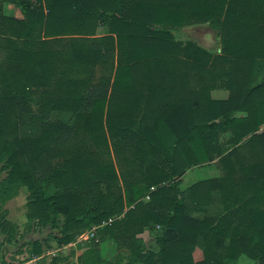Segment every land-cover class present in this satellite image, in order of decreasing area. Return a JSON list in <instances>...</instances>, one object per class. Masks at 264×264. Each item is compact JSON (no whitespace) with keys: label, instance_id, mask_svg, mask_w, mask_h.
Wrapping results in <instances>:
<instances>
[{"label":"trees","instance_id":"trees-1","mask_svg":"<svg viewBox=\"0 0 264 264\" xmlns=\"http://www.w3.org/2000/svg\"><path fill=\"white\" fill-rule=\"evenodd\" d=\"M202 25L220 53L176 40ZM262 67L264 0H0V231L25 189L58 245L100 227L79 264H264Z\"/></svg>","mask_w":264,"mask_h":264},{"label":"rangeland","instance_id":"rangeland-1","mask_svg":"<svg viewBox=\"0 0 264 264\" xmlns=\"http://www.w3.org/2000/svg\"><path fill=\"white\" fill-rule=\"evenodd\" d=\"M12 8H14L15 11ZM18 10L19 9L16 6L11 5L10 8L5 9V13L7 16L15 17V13ZM104 33L105 32L103 30H100L99 35H104ZM174 35H175L176 40L178 42H182V43H186V42H190V41L194 42L196 45L204 48L205 50H207L208 52H210L212 54H217V53L221 52V45H220L219 37L215 31H212L209 28L208 25H202V26L187 28L186 30H183L181 32H176ZM261 71H262V75L259 76V78H257L256 83H258L262 79H264V67H262ZM214 93L215 94L213 95V98H215V99H226L228 97V92L223 91V90L216 91ZM58 117H60V115L56 113V114L52 115L51 119L55 120ZM218 175H220V172L217 170L216 166L194 168L192 172L188 173L185 176V179L182 182V188L187 189L188 187H190L193 184H196L200 181H204V180L213 178V177L218 176ZM5 177H6V174L4 173L3 175H1L0 180H1V178H5ZM23 194L24 195H22L20 198L21 203L16 201L18 203L15 202L14 203L15 205H13L11 207L12 216H11L10 220L14 224L13 225L11 223L13 225L12 226L13 230L9 229V232L7 231L5 233L9 236V238H13V240H14L13 243H11L10 248L8 250L7 249L5 250V254H7V256L12 255L13 257L6 258L7 256L5 255L4 258L2 259L1 264H13V262L15 260H17L16 258H21V257L26 258L28 256L31 257V253L33 252V248L35 249L36 245H39L40 247H42V250H43V247L45 244H46V247H49V248H56L58 245V243L55 240V239H57V237L55 236L54 233H50L49 226L43 227L41 225L40 226L36 225L34 227L35 232L29 233V234L26 233L27 228H28V222H29V221H27V219L25 217V214L27 212L26 211L27 210L26 205H25V202H26V198H25L26 195L25 194H27V192L23 191ZM110 220L112 222L113 219H110ZM106 224H107V222L103 223L101 226L103 227ZM92 229L84 231L83 234L90 233L92 231ZM98 230H99V228H98ZM97 231L95 233H97ZM57 235H59V234H57ZM156 235H157L156 231L145 230L142 234L139 235V237H141L144 241L146 240L147 243H149V242H151V240L153 238L156 237ZM79 238H80V236L78 237V239ZM78 239H76V241L74 242L75 246H78V247L82 246V248L87 247L89 240H87L86 242L82 241L83 245H80L81 243L78 242ZM105 245L108 246L109 253L112 250V253L114 255L116 252L118 253V251L120 249L119 245L116 244L115 241L109 236L106 237V239H105ZM45 249H44V251H45L44 255L46 254V256H44V258L42 260L38 261L37 264H51L52 263L51 258L49 256H47L48 250H45ZM20 252L22 254L24 252H26V253L21 257H16L17 255L15 253H20ZM72 252L74 253L73 254V260L75 261V259L77 258V255H76L77 250L75 249V247H72V248L68 247L67 249H64V248L60 249L59 254L62 257L58 260H61L62 264L65 263V261L70 258L69 254ZM79 253L81 254L82 251L79 250L78 254ZM13 254H15V255H13ZM8 259H10L11 261ZM242 264H245V263L242 262Z\"/></svg>","mask_w":264,"mask_h":264},{"label":"crops","instance_id":"crops-1","mask_svg":"<svg viewBox=\"0 0 264 264\" xmlns=\"http://www.w3.org/2000/svg\"><path fill=\"white\" fill-rule=\"evenodd\" d=\"M11 7V5H5V9H7V8H10ZM14 11H15V9L14 8H12ZM21 15V12L18 10V11H16V13H15V17L16 18H22V15ZM214 92H216V91H214ZM214 92H212V98H213V95L215 94ZM228 98V97H227ZM226 98V99H227ZM214 100H226V99H215V98H213ZM110 150H111V155H112V160H113V162L115 163V165H116V168H117V170L118 171H120V167L117 165L118 164V160H117V157H116V155L114 154V150H113V148L111 147L110 148ZM210 166H215L214 164H205V165H203V166H197V167H191L189 170H187L186 171V173L183 175V177L181 178V185H180V188L182 189V190H184V188H182V182L184 181V179H185V176L188 174V173H190V172H192L193 171V169L194 168H200V167H210ZM219 176V175H218ZM218 176H215V177H218ZM215 177H213V178H215ZM211 179V178H210ZM23 191L25 192L26 190L25 189H22L21 191H20V194L16 197V198H14V199H12V200H10L8 203H7V205L5 206V219H6V221H8L10 224L12 223L11 222V220H10V218H11V216H12V209H11V207L13 206V205H15L14 203L16 202V201H18L19 203H21V196L22 195H24L23 194ZM27 192V191H26ZM26 195V202H25V205H26V203H27V195H28V192H27V194H25ZM147 200V199H146ZM18 202H16V203H18ZM27 209V208H26ZM27 211V210H26ZM26 214H27V212H26ZM26 214H25V217H26V219H27V221H29L28 220V218H27V216H26ZM121 218H122V216H120ZM13 224V223H12ZM11 224V225H12ZM37 225V223H33V222H28V228H27V232L26 233H33V232H35V229H34V227ZM14 225V224H13ZM12 225V226H13ZM97 227H99V226H97ZM50 228V233H54L55 234V236H58L57 234H59L60 233V231H59V229H53V228H51V227H49ZM100 228V227H99ZM57 233V234H56ZM56 240V242H58L57 241V239H55ZM13 238H9V236L7 235V234H5V232L4 231H0V244H1V251H2V253H1V257H2V259L4 258V256L6 255L7 256V254H5V250L7 249H9L10 248V245H11V243H13ZM78 242L79 243H81L80 245H83V242L82 241H80V238L78 239ZM145 242V244L147 245V246H152V247H154V245H155V240H154V238L151 240V242H149V243H147V241L145 240L144 241ZM59 249H58V248ZM57 247L56 248H49V247H46V244L44 245V247H43V252L40 254V255H37L36 257L38 258L37 259V262L38 261H40V260H42L43 258H44V256H46V254L44 255V253H45V251H44V249L45 250H48V252H47V256H49L50 258H51V260H56V264H62V261L61 260H57V259H55V258H58V259H60L62 256L59 254V251H60V249H62V248H64V249H67L68 247L69 248H72V247H75V249L77 250V253H76V255H77V258L75 259V261L73 260V252L72 253H70L69 254V259L68 260H66L65 261V263H63V264H79V262H78V257H79V255H80V253L78 254V252H79V249H78V246H75V243H71L70 245H67V246H64V245H57ZM42 248V247H41ZM50 249V250H49ZM103 249H104V251H103V253H104V255H106V257L109 259V261L110 262H112V261H114L115 260V258H116V256L118 255V253H120V254H122L121 252H124L125 250H119L118 251V253L116 252L115 253V255L112 253V250L110 251V253H109V250H108V246H104L103 247ZM74 251V250H73ZM27 252V251H26ZM26 252H24L23 254L20 252V253H15L17 256L16 257H21V256H23ZM10 254V253H9ZM15 254H13V255H15ZM32 254V253H31ZM11 255V254H10ZM52 256V257H51ZM195 259L196 260H200V259H202V257H203V255H202V252H201V250L199 249V250H197L196 252H195ZM10 257H13L12 255L11 256H7L6 258H10ZM110 257V258H109ZM8 260H10V259H8ZM11 261V260H10ZM9 261V262H10ZM37 262H36V264H37ZM52 262V261H51ZM242 262L243 263H245V264H255V262L254 261H252V260H250V259H248V258H246V257H242L240 260H239V264H242ZM41 263V262H40Z\"/></svg>","mask_w":264,"mask_h":264},{"label":"built area","instance_id":"built-area-1","mask_svg":"<svg viewBox=\"0 0 264 264\" xmlns=\"http://www.w3.org/2000/svg\"><path fill=\"white\" fill-rule=\"evenodd\" d=\"M147 200H149V197L146 198ZM111 220L108 222L110 223ZM99 227H94L92 229V231L90 233H87V234H83L82 236H80V241H87L89 240L90 238H92L94 235H95V232L98 230ZM17 260H15L13 262V264H35L37 262V257L36 256H31V257H21V258H16Z\"/></svg>","mask_w":264,"mask_h":264}]
</instances>
